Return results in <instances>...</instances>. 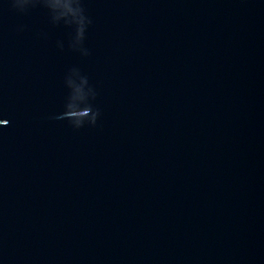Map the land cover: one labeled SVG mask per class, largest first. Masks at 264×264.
<instances>
[{
    "label": "water",
    "instance_id": "water-1",
    "mask_svg": "<svg viewBox=\"0 0 264 264\" xmlns=\"http://www.w3.org/2000/svg\"><path fill=\"white\" fill-rule=\"evenodd\" d=\"M81 6L0 0V264H264V0Z\"/></svg>",
    "mask_w": 264,
    "mask_h": 264
},
{
    "label": "clouds",
    "instance_id": "clouds-1",
    "mask_svg": "<svg viewBox=\"0 0 264 264\" xmlns=\"http://www.w3.org/2000/svg\"><path fill=\"white\" fill-rule=\"evenodd\" d=\"M11 6L14 10L24 12L29 6H35L37 3L42 2L43 5L52 13L54 22H58L65 17V23L68 25H76L77 42H81L84 38L86 26L91 21L84 15V9L81 6V0H10ZM81 85L76 88V99L82 101V106L67 103L66 110L58 117L59 119H66L71 126L75 129L82 128L85 123L95 125L97 118L100 115L98 110H94L91 104L88 103L89 97L95 98V93L91 88H87L88 80L85 77H80ZM8 120H0V125H7Z\"/></svg>",
    "mask_w": 264,
    "mask_h": 264
}]
</instances>
